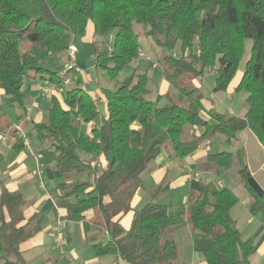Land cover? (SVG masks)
I'll use <instances>...</instances> for the list:
<instances>
[{
	"label": "trees",
	"instance_id": "obj_1",
	"mask_svg": "<svg viewBox=\"0 0 264 264\" xmlns=\"http://www.w3.org/2000/svg\"><path fill=\"white\" fill-rule=\"evenodd\" d=\"M135 25H144L145 34L165 51L160 66L169 89L151 100L150 77L136 68L114 89H103L104 120L81 136L78 124L93 123L99 116L97 100L81 86L79 70L61 75L44 60L69 56L72 38L90 33L96 68L115 81L141 57ZM247 40L252 41L251 53L235 88L247 93L246 114L206 109L197 81L218 65L214 91H226L244 59ZM178 45L180 54L174 56ZM70 74L75 83L67 89ZM28 78L66 90L63 100L52 96L46 119L33 127L42 145L41 163H53L68 176L56 207L66 211L70 222L94 212L93 226L111 237L93 245L96 256L116 255L128 264H175L180 252L170 232L189 225L194 251L207 264H253L254 240L243 238L232 216L239 197L215 181L191 178L186 216L169 214L173 193L164 179L150 201L134 211L128 230L120 217L132 211L144 173L165 148L185 159L218 138L238 141L245 130L264 147V0H0V99L25 109ZM165 98L169 104L160 106ZM24 147L19 140L12 149ZM101 156L107 165L98 171L94 160ZM192 169L195 174L214 170L219 177L234 169L251 196L250 213L264 215V195L248 183L252 175L243 148L210 152ZM26 206L20 192L0 191L2 264H28L21 245L46 230L47 214L56 210L48 202L27 218Z\"/></svg>",
	"mask_w": 264,
	"mask_h": 264
},
{
	"label": "crops",
	"instance_id": "obj_2",
	"mask_svg": "<svg viewBox=\"0 0 264 264\" xmlns=\"http://www.w3.org/2000/svg\"><path fill=\"white\" fill-rule=\"evenodd\" d=\"M91 35L89 33L84 38L85 41H91ZM158 68L161 70L160 65H158ZM79 73L83 77L84 73L80 70ZM205 75L202 80H204ZM29 80H32L35 85L30 88H25L26 85H24L23 89L27 93L28 99L31 100L32 105L31 103L27 104V99L26 108L22 109L19 107L21 111L18 113L16 105H7L5 103L6 106H4V110L1 113L2 116L10 118L12 126L7 131L9 137H3L5 141L0 142L3 147L0 146V191L6 188L11 192H20L27 202L25 211L27 218L31 217L35 212L42 210L48 202H51L56 210L47 214L49 227L21 245L26 262L28 264H128L116 255L96 256L93 245L97 242L108 243L111 237L105 229L93 226L94 220L97 219L94 212H88L86 219L81 222H70L66 219V211L56 207L57 196L63 194L62 188L67 184L68 176L65 177V180H62L63 183L59 186L53 185V182L59 178L54 164L52 163L50 166L42 164L40 156L33 151L32 143L27 137H22L21 132L24 130L25 125L26 127L28 126V122L26 123V121H30L33 124L34 122L40 123L46 119L49 110H47L46 103H51L53 95L60 100H63V98L58 94V90L49 86L47 89L43 88L42 86L49 85L47 82H35L32 78ZM159 85L158 94H165L169 89V85L164 78H162ZM197 85L200 88L201 84L199 81H197ZM90 94L97 100L99 107L101 97L96 96V93L93 92H90ZM204 104L206 109L214 108L212 103L204 101ZM245 114L246 110L242 116ZM19 140H22L25 147L20 152H14L12 148L15 142ZM232 143H235L233 147H231ZM232 143H228L224 139H216L204 144L194 155L185 158L182 162H178L177 160L179 159L173 157L169 152H167L166 156H163V160H159L160 156L151 164L148 171L144 173L142 177L143 184L136 192L132 201V211L120 217L122 226L126 230L131 227L134 211L140 209L150 201L152 190L161 184L164 179L169 182L171 192L173 193L169 208V214L172 216H186V189L194 175L206 183L217 180L221 185L232 189L238 195L239 203L233 208L232 216L243 238H252L254 240L253 264H264V215L258 214L253 216L250 213L251 196L240 183L235 170L226 172L222 177H219L214 170L195 174L192 169L195 165L203 164L207 154L215 152L216 145L220 146V148L227 146L228 149L225 150L231 152H236L238 149L243 148L246 151L251 175L264 190L263 145L249 130L240 133L238 141ZM106 165L105 156L94 160V166L98 171L104 169ZM33 168H36L34 171L40 175V180H42L38 182L40 188L44 185V181L49 180L48 185H51L52 189L49 191L40 189L38 193L36 192V188L32 184V174H34V171L31 172V170ZM229 174L231 178L228 177ZM239 206L241 207L238 208ZM247 224L249 225V230L244 236L242 227L244 228ZM56 231H58V235L55 236ZM57 236L63 239V245L61 246L62 254L59 258L54 257L47 249L50 243L55 246ZM170 237L176 242L180 252L179 260L175 264H207L204 258L194 251L193 233L189 225L173 229L170 232Z\"/></svg>",
	"mask_w": 264,
	"mask_h": 264
},
{
	"label": "rangeland",
	"instance_id": "obj_3",
	"mask_svg": "<svg viewBox=\"0 0 264 264\" xmlns=\"http://www.w3.org/2000/svg\"><path fill=\"white\" fill-rule=\"evenodd\" d=\"M135 32L139 35V42H140V48H141V57L138 60H135L133 63L128 65L124 70L118 75L117 79L115 81L110 80L108 74L106 71L102 69H97L95 66V61L93 60L94 58V50L92 47V42L91 41H85L84 38H79V37H73L72 38V44L78 49V52L76 53V58L75 60L70 58L68 54H63L59 56V58L56 59V57H50L44 60V65L51 69L52 71L59 72L61 75H64L66 72L71 67L76 68L77 70H80L81 72L84 73L82 75V84L81 86L87 90L89 93L93 92L96 93V96L101 97V104L99 105V116L96 119L95 122L93 123H84L80 122L78 126L80 127V135L81 136H86L87 133L91 132V129L97 125H101L103 122L104 116H105V104H104V99H103V89H114L116 82L123 81L126 77L130 76L136 68L140 67L141 70L146 71L148 76L150 77V83L149 87L151 89V95L150 99L155 101L157 97L159 96L158 94V89L160 88L159 83L161 82L163 75L162 71L158 68V65L161 64V58L162 55L164 54V50L160 47H158L152 40L151 37L146 35V27L144 25H135L134 27ZM107 38H109V41L111 40V35H109ZM88 40V39H87ZM251 46H252V41L247 40L245 43V56L244 59L241 62L240 68L232 80L230 86L226 91H219L215 92L214 88L216 85V77H217V68L218 65L214 68V70L208 69L206 71L207 75H205L204 80L201 78L199 79V83L201 84L200 86V91L205 97V101L208 103H212V106L220 113L222 114H231V115H237V116H242L243 112L246 110V105H245V99L247 98V93L241 92L237 93L235 91V87L240 80L246 62L250 57L251 53ZM172 55L177 56L180 54V46L178 45L172 52ZM77 65V66H76ZM158 68V69H157ZM94 70H96L94 72ZM205 73V74H206ZM33 75V74H31ZM70 78V83L66 84V88L69 89L72 84H74V79H73V74L68 75ZM33 79V78H32ZM34 80V79H33ZM36 82V80H35ZM25 88H30L35 83H33L32 80L26 79L25 80ZM41 86V84H40ZM48 86L50 85H45L42 86L43 88L47 89ZM60 90L58 91V94L62 96V98L65 97V88H59ZM41 92V91H40ZM33 100V98H32ZM5 99L1 97L0 99V113L4 110L5 104ZM28 103H31V100L28 99ZM169 100L165 98L161 103L160 106L168 105ZM32 105V103H31ZM18 109L16 111L19 113L21 110H19V106L16 105ZM47 110L50 108V103H46ZM47 117V116H46ZM23 121V120H22ZM25 122V121H23ZM22 122V124H23ZM28 122V126L21 132L22 137H27L28 140L32 143L33 151L34 153H37L40 158H42V155H40V151L42 150V145L40 143V138L37 135L36 130L33 127V124L30 121ZM78 123V122H77ZM11 120L8 116H2L1 121H0V142L1 138H7L9 135L7 134V131L11 127ZM193 130L190 127H187V131ZM3 138V140H5ZM220 140H223L221 138H218ZM0 143V146L2 147ZM235 143L231 144V147H233ZM35 147V148H34ZM45 147V146H43ZM217 148L214 149V151H227L225 149H228L227 146L221 147L216 145ZM229 147V148H231ZM3 148V147H2ZM6 150V148H5ZM170 150H167L166 148L163 150L161 158L159 160H163V156L167 155V152ZM231 152V151H229ZM184 159H179L177 160L178 162H182ZM46 166V165H45ZM36 170V168H33L31 172ZM234 170V169H233ZM232 171V170H231ZM230 172V171H228ZM59 178L55 180L53 185L59 186L61 183H63V179L65 180L64 175H61L59 172ZM229 178L230 174L228 175ZM40 175L34 171V174H32V184L36 188V192L38 193L40 189L49 191L52 189L51 185H48V181H44V185L42 188H40L38 182H40ZM216 183L219 184V181L215 180ZM220 185V184H219ZM55 189V188H54ZM61 192V190H59ZM43 192V191H42ZM46 193V192H45ZM243 200V198H242ZM33 201V200H31ZM33 203V202H29ZM239 206L238 208H240ZM242 211V210H241ZM57 228V227H56ZM55 228V229H56ZM242 231L247 233L249 230V225L247 224L242 227ZM55 231V230H54ZM58 235V231L55 232V236ZM48 251L52 253V255L56 258H59L62 254V247H57V245L50 243V245L47 247ZM35 255V254H32ZM179 260V259H178ZM73 264V263H72Z\"/></svg>",
	"mask_w": 264,
	"mask_h": 264
},
{
	"label": "built area",
	"instance_id": "obj_4",
	"mask_svg": "<svg viewBox=\"0 0 264 264\" xmlns=\"http://www.w3.org/2000/svg\"><path fill=\"white\" fill-rule=\"evenodd\" d=\"M77 52H78V49H77L74 45H71L70 48H69V51H68L70 58H72V59L75 60V58H76V53H77ZM73 68H74V67H71L70 69H73ZM70 69H69V70H70ZM70 81H71L70 78L67 77L66 80H65V84H69ZM49 87H51V88H53V89H55V90H59L58 87H56V86H54V85H51V84H50ZM3 141H5V140H3ZM61 227H62V224H61ZM55 242H56L57 247H61V246L63 245V239H62V237L57 236Z\"/></svg>",
	"mask_w": 264,
	"mask_h": 264
},
{
	"label": "water",
	"instance_id": "obj_5",
	"mask_svg": "<svg viewBox=\"0 0 264 264\" xmlns=\"http://www.w3.org/2000/svg\"><path fill=\"white\" fill-rule=\"evenodd\" d=\"M248 183L250 185V187L260 196L264 195V190L263 188L260 186V184L257 182V180L254 177H250L248 180Z\"/></svg>",
	"mask_w": 264,
	"mask_h": 264
}]
</instances>
